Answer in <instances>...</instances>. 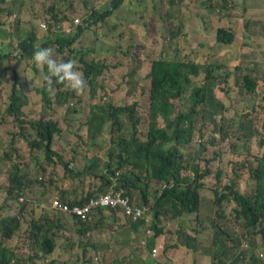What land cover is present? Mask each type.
<instances>
[{"label": "trees", "instance_id": "trees-1", "mask_svg": "<svg viewBox=\"0 0 264 264\" xmlns=\"http://www.w3.org/2000/svg\"><path fill=\"white\" fill-rule=\"evenodd\" d=\"M3 1H0V25L10 20L19 27L23 22L28 25V35L21 34L13 52L0 51V61L12 57L19 63L22 59H32L37 46L50 47L58 60L74 59L77 62L79 71L87 81L86 88L91 91L96 87L106 88L105 81L113 70L125 68L127 84L129 77L133 79L142 72L141 96L147 95V103L146 107H142L144 113H140L135 104L119 105L103 100L86 104L83 106L88 108L85 121L81 123L82 127L76 129L82 142L71 143L66 139L68 129H73L70 128L68 115L79 112L72 106L81 110L74 103L79 102L82 93L68 90L64 84L55 81L49 85L45 77H38L34 73L30 75L31 83L43 84L37 87L43 104L42 112L29 121L36 135L28 141L29 153L32 150L37 153L35 160L39 187L36 196L28 194L32 182L22 170L29 161V153L25 152L28 160H19L7 167L12 153L8 149L0 152V166L4 164L9 173V187H5L7 184L0 186L4 194L0 202V264H35L36 260L38 264L39 260L48 264H85L90 259L94 264L90 256L86 258L84 251L95 243L88 236L85 244L79 238L74 240L73 234L85 236L88 231L91 233L100 227L103 220L116 222L120 211L99 205L82 219L74 212L51 207L49 195L73 204L110 190L119 194L122 191L129 197L139 195L142 208L153 218L152 227L156 235L152 240L163 233L158 223L160 217L170 219L179 212H197L200 192L206 190L211 193L215 207L208 228V240L215 252L211 264H264L260 258L264 250V131H257L260 133L258 143L261 151L254 153L249 145L252 139L251 120L238 123L242 131L236 140L241 141L246 156L232 161V176L216 187L212 183L210 185V180H213L212 165L222 152L214 150L208 157L202 156L200 149H189L185 154L180 151L183 145H191L196 128L202 132V125L197 126L200 119L215 114L214 103H222L220 95L230 94V81L236 84L238 95L245 91L256 92L257 77L248 69V61L242 59L241 50L250 47L241 42L243 33L239 34L235 26L224 23L214 28L206 26L202 38L197 29L192 33L183 31V0H170L178 4L182 15L175 30L165 28L164 38L168 39V44L160 48L159 54H154L147 52L140 40L151 35L143 20L147 17L145 5L141 4L142 9L135 11L120 29L116 22L109 21L117 10H123L121 17L128 19L130 14L126 12L130 13V9L125 4L132 0H108L109 6L104 10L92 6L83 20L77 16L76 5L81 2L85 8L89 5L88 0H41L39 6L32 7H41L49 13L46 15L48 23L45 29L34 26L29 19L22 21L18 18L12 22L8 14H11L14 0L7 2L5 10L2 9ZM199 3L202 8L205 1ZM226 3V0H222L223 7H227ZM155 6L156 3L153 4ZM207 10L221 20L230 18V14L222 8L212 9L208 4ZM153 11L152 8L150 12ZM200 18L208 24L205 15L200 14ZM99 21L100 27L116 33L106 51L97 45L96 31L95 35L85 38L90 27L100 25ZM124 28H128L130 33ZM137 39L139 42H136ZM190 39L197 40L198 46H186ZM230 46L237 49L233 57L238 62L229 60L232 55ZM188 47L190 50H185ZM136 51L141 54H136ZM222 67L226 69L224 74L214 72ZM242 68L248 70L237 73ZM31 70L33 72V68ZM43 72L46 76V67ZM214 86L216 88L212 89ZM29 101L30 95L22 87L16 88L14 85L7 114L21 120V116L23 118L27 114L25 107ZM58 108H65L62 120L53 118L54 113L62 114ZM62 122L65 126L61 125ZM222 122L213 120V128L220 131V139L229 136ZM142 123L144 126L140 127ZM125 127L130 128L128 135L123 129ZM113 129L118 131L117 136L113 137L116 139L105 138L104 133ZM99 136L102 137L100 142L97 140ZM58 139H63L65 145L60 144ZM236 144L231 143L233 148ZM0 168L3 170V166ZM119 169H123L120 174L117 173ZM215 172L220 182L221 170L216 168ZM79 186H90L92 193L78 199L83 194L76 191ZM224 206H229L230 214L239 226V230L235 228L238 232L229 238V233L215 221L224 212ZM61 214L71 216L76 229L68 233L69 225ZM136 221L142 224L140 217ZM196 228L195 225L192 231H196ZM94 233L99 234V231ZM221 235L227 238L223 239ZM195 240V236L189 235L187 248L196 249ZM107 245L111 247L109 242ZM140 245L146 258L139 264L152 263L154 250L147 236ZM73 246L80 247L81 253L75 254ZM106 256L107 253L100 252L94 258L103 262ZM109 259L111 262L108 264H113L119 262L120 257L109 256Z\"/></svg>", "mask_w": 264, "mask_h": 264}, {"label": "rangeland", "instance_id": "rangeland-1", "mask_svg": "<svg viewBox=\"0 0 264 264\" xmlns=\"http://www.w3.org/2000/svg\"><path fill=\"white\" fill-rule=\"evenodd\" d=\"M200 1L201 0H183V6L181 8L185 12V20L182 26V30L192 33L195 29H197L200 33V38H202V36H205L203 30L206 26L214 28L217 24L222 23L235 26L239 34L243 33L241 42H245L247 46H250L249 49L241 50V52L243 53L242 59L243 61H248V69H250L252 73L256 75L258 83L255 93H247L245 91L244 94L238 95L236 93V84H234L233 81H230V94L227 95L223 92L224 96L220 95V97L223 98L222 103H214L215 114L211 117L205 115L200 119V122L197 123V126L202 125V132L200 133L199 129L196 128L194 131L193 139L191 141V145L186 144L180 148V151L183 154H185L189 149H200L202 151V156L208 157L214 150L219 149L222 152V155L217 157L213 161L212 165L213 169L211 176L213 180H210V185L212 183L213 186L216 187L225 183L229 179V177L232 176V174L230 173L232 161L246 156V152L244 151L243 145H241V141L236 140V136L242 131L240 130L238 124L241 120H251L250 126L252 131V139L249 142V145L252 152L255 153L261 151V146L258 143V139L260 137V133H263L264 131V0H226L227 7H223L222 0H204L205 4H203L202 8H200ZM154 3H156L155 7H153ZM88 4L89 5L85 6L84 8L81 2L77 3L76 13L78 14L77 16L80 20L84 19V16L89 12V9L92 6L100 10L108 8L109 1L88 0ZM141 4L147 7V17L143 20L146 22V27L149 29L151 35L147 36L146 38L142 37L140 38V40L141 42H143L147 52L150 51L154 54H159L160 48L165 44H168V39L165 40L164 38V35L166 34L165 28L167 27L171 30H175L180 21V17L182 14L177 3L170 2V0H132V2H126L125 4L126 6H128L127 8L130 9V13L126 12L127 15L130 14L128 19H124L121 17L124 14L123 10H117L116 15H111L109 17V21L116 22L118 24V28H122L129 21V19L133 17V13L135 11L142 9ZM208 4L212 9L222 8L224 11L230 14V18L221 20L215 15V13L211 15L207 10ZM244 5L245 8L243 9ZM152 8L154 9V11L151 13L150 10ZM39 9L41 12L45 11L41 7ZM200 14H203L207 17V25L200 18ZM45 17V14L38 13V15H36L31 20V24L39 27V21L45 19ZM137 17L138 15L135 16V18ZM17 20L18 18L15 17L11 19L12 22H16ZM99 24L100 25L98 27H90V32L85 35V38H89L93 34L95 35L94 31H96V35L98 37V39L96 40L97 45L101 50L106 51V48L111 44L112 36L116 35V33L100 27L101 21H99ZM123 30H125L127 33H130V30L128 28H124ZM191 37H193V35H191ZM14 38H16V36ZM136 42H139V39H137ZM190 44L191 47L198 46L197 40L190 39L189 41H187L186 46H189ZM229 49L232 51L231 59L229 60L232 62H238L235 61V58L233 57V55L238 52L237 49L232 46H230ZM185 50H190V48L188 47ZM10 52H13V49H10ZM136 54L140 55L141 53L136 51ZM14 61L16 62V60ZM17 61H19L18 58ZM21 61L27 63V66L24 69V74L26 73V75H32L34 73L35 75H38V77H45L43 68L37 67L32 59H22ZM31 68H33V72ZM248 69L242 68L241 70L237 71V73L242 74ZM0 70L3 71L4 68L0 67ZM125 72V68L113 70L105 81V83L107 84L106 88L96 87L92 91L89 88H86L82 92L79 102L74 103V105L80 107L81 110H79V108H77L76 106H72L79 112L68 115V117L70 118V128L73 127V129H68V132L66 134V139L69 142H82V140L78 138L79 133L76 131V129L81 126V123L83 121H85L88 108H83V106H85L86 104H93L103 100L112 103H118L119 105L127 103L135 104V106H137L135 102L137 101L138 105L140 106L137 108V110H139L140 113H144L142 107H146L147 95L138 97L141 93L139 82L143 81V74H136L135 80L138 82L132 81L131 83L132 78L129 77V81L127 84L125 83L124 78ZM214 72L224 74L226 72V69L224 67L217 68ZM15 75L19 77L17 78L18 83L15 81V79H13ZM20 76V72H16V70L14 69L7 71L5 77L6 84L0 87V152L3 153L5 149H8L12 153L9 157L10 161H8L7 167H11V164H15L16 161L28 160V141H30L36 135V131L32 128V125L29 123V121L36 119V117L41 114L43 108L41 95L39 94V96H37L36 98L30 97V101L25 107V112L27 114L23 118L21 116L22 121H18L13 116L7 114L6 110L10 102L11 88L13 87V85H16L17 88L22 87V84L19 80ZM0 78L1 82L2 79H4V76L1 74ZM19 84H21V86ZM38 85L39 87H41L43 84L40 83ZM29 87L31 86L25 85L26 89H28ZM215 88L216 87L214 86L212 89ZM26 91L29 94V91ZM58 111L62 114L54 113L53 118L62 120V115L65 111V108H58ZM213 120H215L217 123H221V120H223L222 127L228 131V137L220 139V131L218 130V128H213ZM61 125L65 126V123L62 122ZM143 126L144 123L140 125V127ZM108 127L109 126L107 125L106 128ZM257 131L260 133H258ZM82 133L84 134L85 131L83 130ZM104 134L106 135L104 136L105 138H113L117 136L118 131L117 129H113L111 132H106ZM55 135L56 134H54V136ZM101 139V136L97 138L99 142L101 141ZM11 140L13 141V143H11ZM58 142L65 145L63 139H58ZM233 142H237L235 148H233L231 145V143ZM29 155V161L26 166L25 164L23 165V167H25L23 168L22 173H26L28 180L32 182V185L28 190V194L36 196V189L37 187H39L38 183L40 180L37 174L38 166L35 160L37 153L36 151L32 150L30 151ZM1 166H3V170L0 168V186L7 184L5 187H9V173L5 170L4 164H2ZM216 168L221 170L220 182L215 177ZM117 173L119 174L118 171ZM241 186L242 188L244 187L243 184ZM86 188L90 189V186ZM76 191L78 193H82L79 187L76 189ZM85 194L86 193H83L80 196H83ZM3 195L4 194L2 193V191H0V202L2 201ZM53 197V194L49 195V199ZM130 198L133 204L143 206L140 202V197L138 194L136 198L131 196ZM223 208L224 212L220 217H216L215 221L219 226H221L222 230L229 233V238L234 236V232H238L235 230V228L239 230V226L230 214L229 206H224ZM214 209L215 207L212 204L211 193L206 190H202L200 192V202L197 213L188 214L178 219H174L172 216L170 219L160 217L158 221L159 225L164 224L165 226L172 228L169 231V238L164 240V245L167 247V249L170 250L172 248L179 247L180 245L179 238L181 236H178L174 231L175 229L172 226V223L181 220L185 224H191L193 220L198 223L199 230L201 229L203 233H198L199 238L202 237V240L199 239L196 242L197 250L199 251L196 257L199 262L206 256L211 258L215 252L212 250L211 242L208 240V228L211 224L210 219L214 216ZM61 216L69 225V230L67 229L68 233H70L72 229H76L74 225V219L71 216L65 214H61ZM60 231H64V229ZM186 231H190V227H187ZM73 236L74 240H77V238H79L82 243H86L85 240L87 239V235L81 236L73 234ZM221 237L223 239L227 238L226 235H221ZM72 249L75 252L78 251L80 253L82 250L78 246H73ZM20 251H22V248L20 249ZM28 252H30V250H28ZM180 255L184 256V253L178 254L177 256L179 257ZM260 258L264 260V250H262ZM35 264H38L37 260ZM39 264L48 263L39 260Z\"/></svg>", "mask_w": 264, "mask_h": 264}, {"label": "crops", "instance_id": "crops-1", "mask_svg": "<svg viewBox=\"0 0 264 264\" xmlns=\"http://www.w3.org/2000/svg\"><path fill=\"white\" fill-rule=\"evenodd\" d=\"M1 1V0H0ZM11 0H4L2 4V9L5 10L7 6V2ZM41 3V0H14V5L11 6V14H8V18L12 19L13 17L19 18L20 20H31L40 14H49L48 12H41L38 8H33L32 6H39ZM10 20H6L3 24L0 25V51H8L10 52V49H14L18 42L21 34H24L25 36L28 35V25L22 24L18 27L13 23L9 22ZM45 21L48 23L47 18L40 20ZM39 24V23H38ZM22 27H25L24 31L22 30ZM16 36V38H14ZM8 43V44H6ZM9 46V47H8ZM15 60V59H14ZM13 60L12 57L9 58H3V61H0V67L4 68L3 71L0 70V75L2 74L4 76V79L0 82V87L6 84V72L9 70H16L20 72V82L22 84V88L24 89L25 93L27 95H30L32 98H36L38 96L37 94V87L38 85L33 84L30 82V75L26 73L24 74V69L27 66L26 62L20 61L19 63H16ZM17 77V76H16ZM19 78V77H17ZM17 78L15 76L13 79L18 83ZM1 79V78H0ZM21 84H19L21 86ZM25 85L31 86L28 89L25 88ZM14 87V85H13ZM11 88V92L12 89ZM19 87V86H18ZM17 88V87H16ZM29 91L28 92L26 91ZM10 92V94H11ZM82 193H87L89 191H92L91 188H82L79 186ZM135 197V196H134ZM136 198V197H135ZM151 216V215H150ZM149 215V220L151 219L149 225L152 227L153 218H151ZM183 223L181 220L175 221L172 223V226L174 227V231L177 234L179 233L180 226L178 224ZM143 225V224H142ZM185 228V233L181 234L182 241L187 242L189 235L195 236L196 240L194 241L195 247L194 248H185V246L179 245V247L172 248L170 250L165 248L160 254V260L161 264H211V258L206 256L198 261L196 255L199 253L197 250L196 242L202 237L199 238L198 233L202 231L196 228V231H192V228L195 226V221L192 220V223H183ZM188 225V226H187ZM162 228L163 233H161L159 236H157L155 239L152 240L153 237L150 238L149 244H151L152 248L155 247L156 250H158V247L161 243L164 242V240L169 238V231L172 228H169L168 226H165L164 224L159 225ZM187 227H190V231H186ZM99 231V234H96L94 232ZM153 231L154 228H153ZM144 233V227L143 231L141 233V230L138 225H135L133 223L125 222L124 220L117 219L116 222H113L111 220H103L101 222L100 227H97L95 230L91 231V233L88 231L87 236L88 238L95 243V245L87 246L86 250L84 251L86 258L91 257L94 260V264H108L111 262V259H109V256H115L119 255L120 260L119 262H114L113 264H139L141 261H145L143 258H146L145 251L140 245V239ZM203 234V233H202ZM155 237V236H154ZM107 242L110 243L111 247L107 245ZM74 251V250H73ZM72 251H69L71 253ZM105 252L108 254V256L105 257V260L103 262L95 261L97 258H94L99 253ZM80 252H75V254ZM184 253V256L178 254ZM157 254V253H156ZM85 264H91V259L88 260ZM150 264H153V262ZM156 264V263H154Z\"/></svg>", "mask_w": 264, "mask_h": 264}, {"label": "clouds", "instance_id": "clouds-1", "mask_svg": "<svg viewBox=\"0 0 264 264\" xmlns=\"http://www.w3.org/2000/svg\"><path fill=\"white\" fill-rule=\"evenodd\" d=\"M42 24H44V26H42ZM39 26L42 29H45L47 26V23L45 21H41V22H39ZM32 61L36 64L37 67H40V68L46 67L47 68V75L45 76V79L49 85H51L55 81L56 83L64 84V86L68 90H72L76 93H82L85 90V88L87 86V81H86L85 77L83 76V73L81 71H79V69L77 67V62L74 59L58 60L54 56V52H53L52 48L37 46L35 52L32 55ZM140 73H142V72H140ZM132 81H136L135 77L132 79ZM132 81H131V83H132ZM136 82H138V81H136ZM139 83L142 84L143 81L139 82ZM130 86H131V84H130ZM140 91H141V89H140ZM140 96H141V93L138 97H140ZM137 107H140V106L137 105ZM123 129L125 130L126 135H128L130 128L125 127ZM112 139H116V138H110V140H112ZM115 155H116V152H115ZM122 170L123 169H119L117 171L120 174ZM110 191H115V190H110ZM89 193H92V191L87 192L82 197H86L87 194H89ZM120 196L122 198L127 199V203L131 209V212H126V210L121 206H116V207L115 206L114 207L108 206V208H113L114 210L120 211V214L118 215V217H116V221H117V219H120V220H124L125 222L138 225L139 227H141V233H142L143 227H144V233L140 239V243L145 242L146 236L148 237V243H149L150 238L154 237L156 234H155V231H153V227H151L149 225L150 220H149L148 214H146V212L144 211L142 206L133 204L131 201V198L128 195L123 194L122 191H121ZM91 198H97V195L95 194L94 196L87 198L82 203L70 204V203L64 202L63 200H61L59 198H51L49 200V203H50L51 207L62 210L60 208L53 206V201L58 200L62 204L67 205V207H68L67 210L70 211L74 206H81V205L87 203ZM78 199L81 200V196L78 197ZM97 207H94L91 211L95 210ZM137 208L140 209V212L137 211V215L134 216V212ZM71 212H73V211H71ZM197 212H198V210H197ZM197 212H195V213H197ZM190 214H192V213H190ZM186 215H188V214H184V213L179 212L174 217L173 216L172 217L174 219H178V218H181V217L186 216ZM138 217H140L143 225L138 224V222L136 221ZM81 218L84 219L83 217H81ZM195 225L197 226V228H199V225L196 221H195ZM178 226H180V230H179L180 234H177V235L181 236V234L185 232V228H184L183 223L178 224ZM182 243H184V244H182ZM179 244L182 246H185L187 248L186 243L182 241V237L179 238ZM164 248H165L164 242L160 244V246L158 247V250H156L155 247L153 248L154 256H155L154 260L152 261L153 263L161 264L160 254Z\"/></svg>", "mask_w": 264, "mask_h": 264}, {"label": "built area", "instance_id": "built-area-1", "mask_svg": "<svg viewBox=\"0 0 264 264\" xmlns=\"http://www.w3.org/2000/svg\"><path fill=\"white\" fill-rule=\"evenodd\" d=\"M42 26H44V24H42ZM99 205L109 206V207L121 206L126 210V212H131V209L127 203V199L122 198L117 191H109L105 194L99 195L97 198H91L87 203L81 206H74L70 211H73L76 214L80 215V217L85 218L89 211H91L94 207H97ZM53 206L60 208L62 210L68 209L67 205L62 204L58 200L53 201ZM137 211L140 212V209L137 208L135 210L134 216L137 215Z\"/></svg>", "mask_w": 264, "mask_h": 264}]
</instances>
